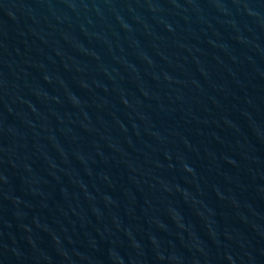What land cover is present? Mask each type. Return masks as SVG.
Here are the masks:
<instances>
[{
	"label": "water",
	"instance_id": "obj_1",
	"mask_svg": "<svg viewBox=\"0 0 264 264\" xmlns=\"http://www.w3.org/2000/svg\"><path fill=\"white\" fill-rule=\"evenodd\" d=\"M0 264H264V0H0Z\"/></svg>",
	"mask_w": 264,
	"mask_h": 264
}]
</instances>
